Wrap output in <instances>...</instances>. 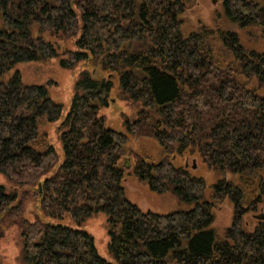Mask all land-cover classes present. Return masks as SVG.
I'll return each instance as SVG.
<instances>
[{
	"label": "trees",
	"instance_id": "1",
	"mask_svg": "<svg viewBox=\"0 0 264 264\" xmlns=\"http://www.w3.org/2000/svg\"><path fill=\"white\" fill-rule=\"evenodd\" d=\"M192 3L0 0V173L36 186L50 217L82 224L105 213L117 264H264V219L252 229L243 220L264 209V52L240 38L250 28L264 38V1L222 0L214 28L184 34L181 15ZM59 38L75 47L62 51ZM54 57L64 68L84 66L61 121L63 104L47 85L24 82L19 71L4 78ZM112 98L136 105L127 132L167 152L159 162L139 158L137 178L188 207L156 213L126 196L119 161L128 135L101 113L116 106ZM48 123H59L62 159L40 131ZM170 154L197 155L217 175L210 198L205 178ZM13 199L0 185V216L20 213ZM225 200L233 218L220 233L213 207ZM22 236L23 264H114L82 229L25 221Z\"/></svg>",
	"mask_w": 264,
	"mask_h": 264
},
{
	"label": "rangeland",
	"instance_id": "2",
	"mask_svg": "<svg viewBox=\"0 0 264 264\" xmlns=\"http://www.w3.org/2000/svg\"><path fill=\"white\" fill-rule=\"evenodd\" d=\"M263 2L264 0H253ZM222 12V0H194L188 9L181 15L182 30L184 34L194 31L204 24L210 28H214V13ZM241 40L251 42L260 41L255 44L259 51L264 52V38L257 28H250L240 31ZM59 41L63 44V50L75 47L74 39ZM243 42V41H242ZM244 43V42H243ZM254 43V44H253ZM245 44V43H244ZM60 46V45H59ZM61 57H54L46 61L26 62L15 66V69L4 76L5 79L15 71L21 73L24 82L29 84L47 85L50 96L57 102L63 104L64 111L60 121L68 113L73 97V88L75 80L80 71L83 69L82 63L77 64L74 68H64L60 64ZM89 67V66H88ZM117 93H115V96ZM118 98V97H117ZM113 104L116 106L109 107L101 111L106 116L107 125L126 132L128 141L125 146V152L119 161L125 165L126 177L123 180L126 196L143 210H150L156 213H170L176 210L185 209L188 206L181 205L177 197L172 193L159 194L149 188L146 182L140 181L134 173V167L137 160L141 157H147L151 161L159 162L167 156V152L153 137L135 136L127 132L125 127V119H133L137 111L136 105L130 101L112 98ZM112 103V102H111ZM60 123V122H59ZM59 123H48L40 127V131L48 133V139L61 154L62 159V143L60 140ZM172 155V160L176 164H186L198 174L205 178L207 189L205 194L210 198V187L216 181L217 175L199 161L197 155L186 154L178 157ZM44 178V177H43ZM0 185L4 186L7 193L14 195V199L10 202L12 208L19 207L20 213L17 216L8 215L6 213L0 216V228L2 237H0V264H23V228L25 221L35 222L37 220L44 223L63 224L73 228L82 229L94 236L96 247L99 254L117 264L114 257L109 252L110 235L108 231V217L105 213L99 212L90 216L82 224L76 223L71 217L66 216L63 219L50 217L45 213L41 206L40 197L36 194L37 187L32 184L17 185L10 181L3 173H0ZM39 188V186H38ZM214 223L213 227L222 233L232 224L233 207L229 200L217 202L213 207ZM259 219H264V209L256 213H249L244 216V224L248 229L255 227Z\"/></svg>",
	"mask_w": 264,
	"mask_h": 264
},
{
	"label": "bare ground",
	"instance_id": "3",
	"mask_svg": "<svg viewBox=\"0 0 264 264\" xmlns=\"http://www.w3.org/2000/svg\"><path fill=\"white\" fill-rule=\"evenodd\" d=\"M60 47V46H59Z\"/></svg>",
	"mask_w": 264,
	"mask_h": 264
}]
</instances>
